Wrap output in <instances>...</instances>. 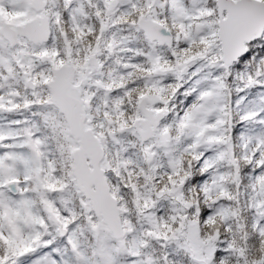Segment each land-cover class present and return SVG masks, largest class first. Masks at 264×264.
<instances>
[{
    "label": "snow or ice",
    "instance_id": "obj_1",
    "mask_svg": "<svg viewBox=\"0 0 264 264\" xmlns=\"http://www.w3.org/2000/svg\"><path fill=\"white\" fill-rule=\"evenodd\" d=\"M0 264H264V0H0Z\"/></svg>",
    "mask_w": 264,
    "mask_h": 264
}]
</instances>
